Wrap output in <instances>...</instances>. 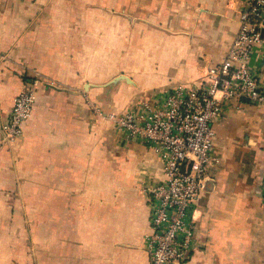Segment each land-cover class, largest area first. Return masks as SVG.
Instances as JSON below:
<instances>
[{
  "label": "crops",
  "instance_id": "obj_1",
  "mask_svg": "<svg viewBox=\"0 0 264 264\" xmlns=\"http://www.w3.org/2000/svg\"><path fill=\"white\" fill-rule=\"evenodd\" d=\"M247 1L0 0V264H151L147 188L162 161L108 114L205 83ZM250 64L264 84V42ZM32 81L31 116L6 141ZM221 105L186 263L264 264V103Z\"/></svg>",
  "mask_w": 264,
  "mask_h": 264
},
{
  "label": "built area",
  "instance_id": "obj_2",
  "mask_svg": "<svg viewBox=\"0 0 264 264\" xmlns=\"http://www.w3.org/2000/svg\"><path fill=\"white\" fill-rule=\"evenodd\" d=\"M239 23L231 47L218 66L208 68L205 83L177 85L163 100L144 103L140 114H108L118 129L153 146L162 161L163 179L147 188L151 264H187L194 237L190 214L216 160L213 122L222 116L221 99L264 103L263 76L250 64L253 48L264 42V0H248ZM35 84L14 97L9 120L2 125L6 141L21 136L32 113ZM261 189L264 200V174Z\"/></svg>",
  "mask_w": 264,
  "mask_h": 264
},
{
  "label": "rangeland",
  "instance_id": "obj_3",
  "mask_svg": "<svg viewBox=\"0 0 264 264\" xmlns=\"http://www.w3.org/2000/svg\"><path fill=\"white\" fill-rule=\"evenodd\" d=\"M33 82V81H32ZM34 83V82H33ZM110 83H114L113 81H110ZM98 111L96 110L95 113H97Z\"/></svg>",
  "mask_w": 264,
  "mask_h": 264
}]
</instances>
